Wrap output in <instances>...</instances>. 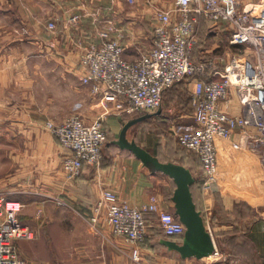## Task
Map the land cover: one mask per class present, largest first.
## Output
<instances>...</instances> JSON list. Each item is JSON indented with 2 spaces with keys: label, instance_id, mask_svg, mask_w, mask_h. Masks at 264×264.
<instances>
[{
  "label": "crops",
  "instance_id": "obj_1",
  "mask_svg": "<svg viewBox=\"0 0 264 264\" xmlns=\"http://www.w3.org/2000/svg\"><path fill=\"white\" fill-rule=\"evenodd\" d=\"M171 4L173 0H134L131 5L126 0H0V145L7 146L5 156L0 157L9 164L0 173V194L17 201L19 187L32 186L44 198L47 192H54L56 198L71 202L70 218L55 219L64 226L61 236L55 231V241H63L56 244L61 254L56 264H264V196L260 186L264 172L255 154L234 150L226 140L218 141L220 184L211 191L201 188L196 192L199 211L214 243L212 254L183 259L177 252L167 250L159 243L161 238H181L164 236L154 215L149 214V235L139 246L140 261L133 262L128 258L131 247L111 234L104 208L97 222H90L93 208L104 189L130 206L143 207L154 196L160 206L171 208V178L149 171L131 152L110 140L99 165L84 164L74 179H66L61 160L69 152L45 127L47 121L57 123L72 113L88 122L103 111L100 98L81 83L79 64L88 42L99 41L95 35L99 20L106 19L122 30L123 57L134 61L152 45L149 20L155 9L169 8ZM74 14H79V20L67 23ZM48 21L54 22V31L46 28ZM229 32L224 23L210 26L202 18L196 26L192 57L200 60L216 57V53L229 55L236 48L241 52L229 44ZM228 100L230 106L226 109L240 113L233 90ZM104 113L109 112L105 109ZM125 118L112 112L103 116L110 135L116 134ZM189 119L180 126L192 123L191 114ZM233 140H237L236 135ZM135 141L139 144L136 138ZM141 146L162 161L183 163L180 158L161 155L162 149L154 152L145 144ZM228 149L237 154L235 158L220 155ZM182 165L187 167L186 163ZM195 170L201 176L200 167ZM235 184L238 189L248 188L252 195H236ZM166 186L170 195L160 191ZM149 228H155L160 239L150 238ZM101 240L107 243L99 245ZM112 241L120 248L108 243Z\"/></svg>",
  "mask_w": 264,
  "mask_h": 264
},
{
  "label": "built area",
  "instance_id": "obj_2",
  "mask_svg": "<svg viewBox=\"0 0 264 264\" xmlns=\"http://www.w3.org/2000/svg\"><path fill=\"white\" fill-rule=\"evenodd\" d=\"M200 16L210 26L224 23L230 31L229 44L243 48V53L194 59ZM79 18L74 14L67 23L75 24ZM154 19L152 45L134 61L123 57L122 30L106 19L99 20L100 27L95 29L99 41L88 42L80 56L81 83L103 106L111 105L112 113L128 118L156 111L166 89L194 76L192 123L176 131L175 140L197 155L203 190L211 191L220 184V140L228 141L234 150L255 154L264 172V9L239 10L238 0H173L170 9H155ZM46 28L54 31V22L48 21ZM232 90L240 113L226 109ZM104 124L103 117L87 123L76 113L58 123L46 122L58 144L69 152L61 160L66 179H74L84 164H100L107 137ZM235 135L237 140H233ZM3 202L0 194V264H26L14 240L33 239L36 233L22 225L17 209H2ZM101 208L112 232L130 244L136 262L147 235V215H154L164 236L181 238L185 230L173 207L160 206L154 196L139 208L118 201L111 190L104 189L93 208L91 223L97 222ZM261 220L264 230V211Z\"/></svg>",
  "mask_w": 264,
  "mask_h": 264
},
{
  "label": "rangeland",
  "instance_id": "obj_3",
  "mask_svg": "<svg viewBox=\"0 0 264 264\" xmlns=\"http://www.w3.org/2000/svg\"><path fill=\"white\" fill-rule=\"evenodd\" d=\"M238 2H239V10H243V8L247 10L250 7H252L255 12H259L260 10L264 9V0H238ZM127 3L128 5H131V3L129 2ZM125 7L128 8V6H125ZM171 7H172V4H171ZM160 8H163V7H160ZM163 9H170V7L163 8ZM154 20H155L154 17H152L149 20L151 31L153 29ZM112 34H114V32ZM239 49L243 53V48H239ZM237 50L238 48L232 51L233 53L235 52L241 53ZM248 54L251 58L255 57V54L250 49L248 50ZM216 55L221 56L223 58H226L229 56L227 53H223L219 55L216 53ZM192 89H193V85H188V83H185V82H181L180 84L176 85L173 90L169 91L164 96L162 103L160 107L158 108L161 110L160 114H158V117L151 116L143 123H137L131 126L127 132L128 138H134V139L136 138L139 144L141 143H142L141 145L145 144L151 151H154V152H156L157 150L159 151V149L160 150L162 149L163 152L161 155H165V154L169 155V158L175 157L173 154H171L172 151L173 153H178L177 154L178 158L179 156L185 155L186 151L178 148L177 144L175 143V132L178 131L179 129L184 128L183 127L184 124H187L190 120L189 116L191 114V105L189 104L188 101L190 99L189 97H190ZM100 103H101V100H100ZM105 109L106 111L108 110L109 113L112 112L111 105L108 106L107 104L103 106L102 108L103 111L97 113L95 116H93V119L88 121L87 123L93 122L94 120H97V119H101L103 116H107L109 113L108 114L104 113ZM128 118H131V117H128ZM128 118L123 119V122L127 120ZM180 124H182L183 126L181 127ZM105 130L107 133V137H106V143L104 144V147L109 146L110 140L113 141L114 139L117 138L119 131H120V127L117 129V131L115 130L116 134H114V136L110 135V133L106 129V126H105ZM112 144L114 143L112 142ZM171 146H172V150L168 151L169 148H171ZM16 147H19V146H16ZM6 148L7 146L0 145V156L1 154L5 156ZM221 154L224 157H227L229 159L232 158V156L233 158H235V156L237 155L236 153H234V151H231L230 149H228V151L227 150L221 151L220 155ZM220 163H219V168L221 169ZM8 165H9L8 161L5 159V157L3 159H1L0 157V173H3L4 171H6L5 167ZM261 177L262 178L260 179V186L263 189V196H264V176H261ZM229 183H230L229 184L230 186L233 185V183L230 180H229ZM235 187H237L236 184H235ZM19 188H20L19 191L21 193L15 194V196H17L16 197L17 201L16 200L9 201L4 196L5 202L2 203V206H3L2 209H10L8 208L9 203H17L18 206L16 208L17 209L16 211H17L20 222L22 223V225H24V227L28 228V230L34 231L36 233V237L33 239L14 240V244L16 246L17 252L21 256V258L24 259L26 264H45L47 262L56 264L61 254H60V251L57 253V250H56V244L58 241L57 242L55 241L56 236H57V235L55 236V231L57 234H59V236H61L64 226L61 224L59 220H58V223H56L57 221H55V219L70 218V216L73 213L72 208H71L72 205L70 204L71 202H68L67 199L61 200L60 198H56L54 192H47L46 193L47 195L44 198L42 195H40L36 187L30 186L31 189L29 188L23 189L22 187H19ZM168 189H169V186L164 187V189L163 187H161L160 191H162L163 195L164 194L166 195V193L167 195H170L171 191L170 190L168 191ZM23 190H25V192ZM32 190H34V192ZM234 191L236 195H239V196L243 195L246 198L249 197L248 196L249 194L252 195L249 192L248 188L238 189L237 187L235 188ZM255 199L256 198L254 197L252 200L255 201ZM60 202H63V203H60ZM67 227L69 229L70 225H68ZM111 234L114 236H117L112 232V230H111ZM58 243L59 244L63 243L62 239L59 240ZM104 243H107V242L101 240L99 245H103ZM108 243L109 244L111 243L113 247H118V249L120 248L113 241L108 242ZM128 245L130 246V244ZM129 246L127 247L128 249H129ZM131 251L132 250L130 248L129 257H128L130 260H132L131 254H130ZM132 261L136 262L134 260Z\"/></svg>",
  "mask_w": 264,
  "mask_h": 264
},
{
  "label": "water",
  "instance_id": "obj_4",
  "mask_svg": "<svg viewBox=\"0 0 264 264\" xmlns=\"http://www.w3.org/2000/svg\"><path fill=\"white\" fill-rule=\"evenodd\" d=\"M161 110L147 112L125 120L119 134L112 142L121 149L128 150L142 165L151 172H161L171 178L173 189L170 196L173 212L178 220L184 225L185 230L180 241L161 238L159 243L167 250L175 251L181 258H202L209 256L214 251V243L210 233L206 230L201 212L196 208L190 190L195 178L189 168L172 161H161L139 145L134 138H128V129L147 118L160 114Z\"/></svg>",
  "mask_w": 264,
  "mask_h": 264
},
{
  "label": "trees",
  "instance_id": "obj_5",
  "mask_svg": "<svg viewBox=\"0 0 264 264\" xmlns=\"http://www.w3.org/2000/svg\"><path fill=\"white\" fill-rule=\"evenodd\" d=\"M202 18H203V17L200 16L198 22H200V20H201ZM203 19H204V18H203ZM204 20H205V19H204ZM198 22H197V24H198ZM196 26H197V25H196ZM193 51H194V46H193ZM193 51H192V53H193ZM193 77H194V76H187V77L183 78L182 80H180V81L174 83L171 87H169L168 89H166V90L163 92L162 100H163L164 96H165L169 91L173 90L174 87H175L176 85L180 84L181 82H185V83H188V85H191V82H193ZM189 98H190V99H189L188 102H189V104L191 105V94H190V97H189ZM191 112H192V105H191ZM175 143L177 144L178 148H180V149L186 151V154H185V155H182V156H179V158L182 160L183 163H186V166L190 169V171L192 172V174H193V176H194V178H195L193 184H192L191 187H190V190H191L192 197H193V201H194V203H195V205H196V208L199 210V205H198V203H197V201H196V192L201 191L202 184H203V179H202L201 176H197V175L195 174V171H196L195 169H196V166H199V167H200V161H199L197 155H195V154H193L192 152L188 151L187 149L181 147V146L177 143L176 140H175ZM159 150H160V149H159ZM170 150H172V146H171V148H169L168 151H170ZM171 154H173V155L175 156V158L178 156V155H177L178 153H173V151L171 152ZM160 157H161V156H160ZM172 158H173V157H172ZM177 158H178V157H177ZM161 161H162V160H161ZM172 162H173V161H172ZM183 163H180V164H183ZM200 170H201V168H200ZM173 187H174V185H173V182H172V188H173ZM148 217H149V216L147 215V218H148ZM18 219H19V218H18ZM158 227H159V226H157V228H158ZM158 230H159V232H160V228H158ZM149 231L151 232V236H150V238H153V239H156V240L160 239L159 232H158L155 228H149ZM148 235H149V234H148V230H147V235H146L145 241L147 240ZM167 237H168V236H167ZM169 238H173V237H169Z\"/></svg>",
  "mask_w": 264,
  "mask_h": 264
},
{
  "label": "bare ground",
  "instance_id": "obj_6",
  "mask_svg": "<svg viewBox=\"0 0 264 264\" xmlns=\"http://www.w3.org/2000/svg\"><path fill=\"white\" fill-rule=\"evenodd\" d=\"M17 206H18L17 203H9V204H8V208H10V209H16Z\"/></svg>",
  "mask_w": 264,
  "mask_h": 264
}]
</instances>
